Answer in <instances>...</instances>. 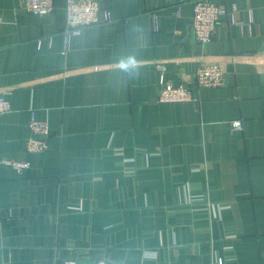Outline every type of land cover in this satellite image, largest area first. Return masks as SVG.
I'll list each match as a JSON object with an SVG mask.
<instances>
[{
  "label": "crops",
  "instance_id": "crops-1",
  "mask_svg": "<svg viewBox=\"0 0 264 264\" xmlns=\"http://www.w3.org/2000/svg\"><path fill=\"white\" fill-rule=\"evenodd\" d=\"M66 1L0 0V264H264V0H214L206 45L196 0H97L111 22L69 38ZM202 63L223 87L159 102L161 76L192 86ZM32 116L44 153L26 149Z\"/></svg>",
  "mask_w": 264,
  "mask_h": 264
},
{
  "label": "built area",
  "instance_id": "built-area-1",
  "mask_svg": "<svg viewBox=\"0 0 264 264\" xmlns=\"http://www.w3.org/2000/svg\"><path fill=\"white\" fill-rule=\"evenodd\" d=\"M26 9L33 14L43 16L52 13L55 10V0H24ZM97 0H67L65 6L67 38L72 35H79L86 27L97 25L100 23L111 22L108 11H103ZM227 16L226 9L217 4L214 0H196L193 6V14L191 18V31L195 41L199 44L206 45L210 43L218 29L223 18ZM161 73L164 72L162 65L158 66ZM226 83L225 66L221 63H202L194 72L192 86H174L166 83L164 76L160 78L162 86L158 97L161 103H186L198 102L195 97L194 90L204 88H221ZM12 106L9 98L5 95L0 96V116L11 112ZM236 130L242 128L240 121L234 123ZM29 128L30 137L26 141V149L31 153H44L48 150V139L50 136L49 126L42 121H38L32 116ZM5 164L13 167L19 173H23L29 168V163L5 160ZM65 264H76L68 261ZM93 264H118L107 259H99ZM219 264H224L223 260H219Z\"/></svg>",
  "mask_w": 264,
  "mask_h": 264
},
{
  "label": "clouds",
  "instance_id": "clouds-1",
  "mask_svg": "<svg viewBox=\"0 0 264 264\" xmlns=\"http://www.w3.org/2000/svg\"><path fill=\"white\" fill-rule=\"evenodd\" d=\"M117 67L121 72L131 73L139 67V62L135 56H127L117 62Z\"/></svg>",
  "mask_w": 264,
  "mask_h": 264
}]
</instances>
